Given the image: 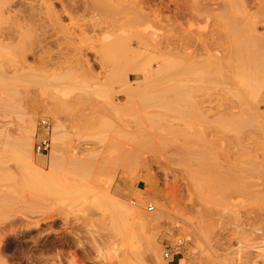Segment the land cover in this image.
<instances>
[{"label":"rangeland","instance_id":"obj_1","mask_svg":"<svg viewBox=\"0 0 264 264\" xmlns=\"http://www.w3.org/2000/svg\"><path fill=\"white\" fill-rule=\"evenodd\" d=\"M153 31L174 42L141 58L101 38L64 45L76 58L0 52V264H264V86L213 80L203 107L177 105L170 86L199 75L180 58L196 57Z\"/></svg>","mask_w":264,"mask_h":264},{"label":"bare ground","instance_id":"obj_2","mask_svg":"<svg viewBox=\"0 0 264 264\" xmlns=\"http://www.w3.org/2000/svg\"><path fill=\"white\" fill-rule=\"evenodd\" d=\"M152 2L0 0V18L5 22L3 25L7 24L4 27L0 24V52L7 50L14 56L12 58H76L75 53L63 52L64 45H72L77 38L91 44L101 38L106 46L105 53L125 47L132 58H141L149 49L159 52L163 46L174 42V36H163L153 31L154 24H157L178 31L177 39L188 46L186 53L196 57L180 60L196 63V71L199 72L197 78L185 75L170 86L173 91L171 102L184 105L185 97H188L187 101L194 108L203 107L211 101L206 94L213 88V80H219L227 87L245 81L264 86V0L251 5L253 10L250 11L246 9L251 4L250 0H173L175 7H166L169 14L163 12L159 3L152 7ZM192 3L196 9H192ZM99 12L114 19L99 18ZM129 28L133 29L129 31ZM52 46L59 50L54 52ZM75 49L83 53V46L72 51ZM94 55V58H102L103 53L95 49ZM2 56L8 58L9 55ZM237 59L239 64L235 62ZM171 65L173 67L172 62ZM248 68L252 70L248 72ZM260 102H264V98L250 104L253 108ZM53 140H56V133H53ZM23 146L33 154V140L24 141ZM50 154L54 158L53 150ZM113 203L129 213V207L121 201ZM261 232L264 233L263 230ZM260 255L264 260V245ZM160 260L161 264L168 262L162 257Z\"/></svg>","mask_w":264,"mask_h":264},{"label":"built area","instance_id":"obj_3","mask_svg":"<svg viewBox=\"0 0 264 264\" xmlns=\"http://www.w3.org/2000/svg\"><path fill=\"white\" fill-rule=\"evenodd\" d=\"M40 125L44 128L41 134V138L35 143V150L38 153H45L48 152L51 149L52 140L50 137V124L48 120L42 119L40 122ZM148 210H154L153 205L148 206ZM171 256V252L167 250L165 252V257L169 258ZM173 260V257L171 258V261Z\"/></svg>","mask_w":264,"mask_h":264}]
</instances>
